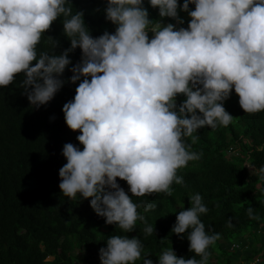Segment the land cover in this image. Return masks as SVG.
<instances>
[{"label":"clouds","instance_id":"clouds-1","mask_svg":"<svg viewBox=\"0 0 264 264\" xmlns=\"http://www.w3.org/2000/svg\"><path fill=\"white\" fill-rule=\"evenodd\" d=\"M147 3L158 10L159 20L150 19L145 0H106L104 18L115 30L94 37L72 0H0V88L22 76V94L38 110L66 84L77 85L62 111L68 128L79 131L76 139L83 148L64 144L67 162L59 169V188L69 200L91 198L94 212L124 233L145 220L138 208H156L134 203L133 196L171 195L173 183L184 184L178 170L200 159L187 150L185 138L194 143L199 129L232 122L224 103L233 90L245 113L264 111V0ZM182 12L190 18L187 27ZM58 18L69 47L57 52L60 40L47 36L48 49L38 51ZM77 48L81 56L73 63L70 54ZM66 70L70 76L65 77ZM178 96L184 97L180 103ZM256 151L264 152V144ZM245 166L264 181V166ZM117 178L126 181L127 192ZM188 197L191 206H180L171 232L186 236L189 250L201 259L178 257L171 248L156 264H206L209 247L219 239L200 219L209 211L201 194ZM247 215L259 219L251 206ZM153 232L150 225L144 229L146 236ZM143 247L138 237L111 235L99 259L136 264ZM147 257L143 264H154Z\"/></svg>","mask_w":264,"mask_h":264},{"label":"trees","instance_id":"trees-1","mask_svg":"<svg viewBox=\"0 0 264 264\" xmlns=\"http://www.w3.org/2000/svg\"><path fill=\"white\" fill-rule=\"evenodd\" d=\"M72 3L84 12L85 23L94 37L104 31L114 32L115 26L104 18L106 0H72ZM145 6L150 19H160L158 10L151 8L147 0ZM190 8L194 10V5ZM180 15L185 18L184 26L187 27L190 18L183 12ZM165 21L173 22L167 18ZM47 36L60 40L57 52L69 47L61 18L54 21L42 37L38 51L48 49ZM70 56L76 63L81 50L77 48ZM64 75L67 77L71 73L66 70ZM21 79L18 75L16 82L0 88V264L101 263L99 249L106 247L111 235L141 239L142 259L136 264H143L144 256L156 264L161 252L171 248L178 257L195 256L200 260V256L189 250L186 236L180 239L171 232L180 206L189 208L188 196L195 193L201 194L209 209L200 217L206 232L219 234V239L208 249L206 264H237V251L226 252L220 239L238 242L250 232L264 228V181L251 175L245 166L246 162L256 168L264 166V152L256 151L258 145L264 144V111L245 113L234 90L224 103L226 111L233 116L232 122L227 127L199 129L193 134L197 137L194 143L191 137L185 138L186 145H190L187 150L199 153L200 159L178 170L184 184L173 183L171 195L133 196L134 203H151L156 208L147 212L143 207L138 208L145 220H138L135 230L124 233L115 224H106L105 218L94 212L89 203L91 198L69 200L59 188V169L67 162L62 155L64 144L73 143L83 148L76 139L79 131L68 128L62 111L63 104L74 97L77 85L66 84L52 101L34 110L19 87ZM183 99L178 96L177 103ZM53 116L55 119H50ZM229 147L238 150L239 155L229 157ZM117 180L127 192L126 181ZM249 206L254 208L259 219L249 218ZM230 217L232 226H228ZM149 225L155 232L146 236L144 229ZM260 235L253 236L255 245L262 241ZM262 251L264 244L240 257L254 262ZM78 253L82 255L77 256ZM215 254L221 259L211 261ZM256 264H264V259Z\"/></svg>","mask_w":264,"mask_h":264},{"label":"rangeland","instance_id":"rangeland-1","mask_svg":"<svg viewBox=\"0 0 264 264\" xmlns=\"http://www.w3.org/2000/svg\"><path fill=\"white\" fill-rule=\"evenodd\" d=\"M238 152H239V151H234V153H228V155H229V157H234V156H237V155H238ZM227 157H228V156H227ZM260 234H261V235H260ZM255 235L263 236L262 241H260L258 245H255V244L253 243V236H255ZM220 241H221L220 243H221L222 248H223L226 252H230V246H231V244L228 243V242H226V241H224V240H221V239H220ZM237 244H239V245H238L239 250L237 251V253H238V255H239V258H238V260H237V264H254L253 261H252V262H246V261L243 259V257H240V256H244V255L247 256V255H248L247 252H249V250H250L251 248H253V249H255V248H259L261 245L264 244V228H262V230H255L254 232H250L249 234H247V235L245 236V238H243V239H241V240H238ZM81 255H82V253H78V254H77V256H81ZM257 258H258L259 260L264 259V251H262V252L257 256ZM217 259H221V258L219 257L218 254H215V255L213 256V260H211V261H215V260H217ZM240 259H241V260H240ZM261 261H262V260H261ZM75 264H85V263H81L80 261H77ZM94 264H101V263H94ZM219 264H221V263H219Z\"/></svg>","mask_w":264,"mask_h":264},{"label":"built area","instance_id":"built-area-1","mask_svg":"<svg viewBox=\"0 0 264 264\" xmlns=\"http://www.w3.org/2000/svg\"><path fill=\"white\" fill-rule=\"evenodd\" d=\"M238 245H239V244H237V242L233 243V244L230 246V250H231V251H232V250L238 251V250H239ZM261 260H262V259H261ZM261 260H259V259L256 257V259L254 260V264L259 263Z\"/></svg>","mask_w":264,"mask_h":264}]
</instances>
